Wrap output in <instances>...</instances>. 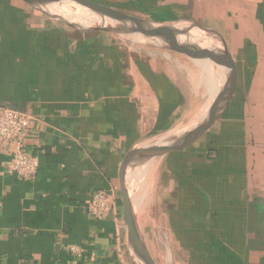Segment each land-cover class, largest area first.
Here are the masks:
<instances>
[{
  "label": "crops",
  "instance_id": "0c3cea01",
  "mask_svg": "<svg viewBox=\"0 0 264 264\" xmlns=\"http://www.w3.org/2000/svg\"><path fill=\"white\" fill-rule=\"evenodd\" d=\"M148 3L164 15L153 22L191 21L217 33L234 66L232 92L213 124L161 156L172 264H262L264 0ZM214 66L206 95L182 67L164 68L122 38L0 0V106L32 116L22 149L38 160L33 179L10 173L15 144L0 141V264H136L120 165L132 148L204 114L220 76ZM96 190L116 197L101 218L89 212Z\"/></svg>",
  "mask_w": 264,
  "mask_h": 264
},
{
  "label": "water",
  "instance_id": "95a60500",
  "mask_svg": "<svg viewBox=\"0 0 264 264\" xmlns=\"http://www.w3.org/2000/svg\"><path fill=\"white\" fill-rule=\"evenodd\" d=\"M26 4L40 9L50 17L68 26L82 30H98L129 38L139 42H151L157 45L164 42L166 47L177 52L198 53L208 58L219 67V80L215 93L204 114L189 128L182 132L168 135L146 144L134 147L124 156L120 165L119 176L121 182L122 219L126 228L127 240L132 250L136 264H154L146 246L144 245L133 214L132 198L128 190L127 175L131 166L141 160L151 159L180 147H185L201 136L214 122L224 102L228 100L234 85V66L230 54L221 37L212 30L203 28L191 21L177 22H146L127 15L111 7L91 0H22ZM60 2H71L82 9H87L100 17L98 24L83 25L78 19L61 16L54 5ZM56 9V11H55ZM193 30H196L194 32ZM196 36L210 48H196L191 43L181 41V34ZM264 264V258L262 261Z\"/></svg>",
  "mask_w": 264,
  "mask_h": 264
},
{
  "label": "rangeland",
  "instance_id": "374dc122",
  "mask_svg": "<svg viewBox=\"0 0 264 264\" xmlns=\"http://www.w3.org/2000/svg\"><path fill=\"white\" fill-rule=\"evenodd\" d=\"M91 1L111 7L122 13L139 18L146 22L160 21L157 19H159L160 17L161 18L164 17V15L160 14L159 5L157 7H152L151 5L149 6L148 0H91ZM157 1L158 3L161 1L163 2V0H156V2ZM56 5H54L55 8L65 7L69 10H71V8L74 9L75 7L74 4L71 5L68 2H60ZM77 8L79 7H75L76 12L87 11V9H82V8L81 9L79 8L80 10L78 9L77 11ZM41 12L44 13L47 18L53 19L47 13L43 11ZM55 21L60 22L58 20ZM193 31L196 32V30ZM114 36H116L117 38H121L117 35ZM188 36L189 35L187 33L186 35L181 34L182 41L187 42ZM189 39H191V37H189ZM122 40L128 42L129 44L131 43V45L134 46L137 51H141V53L143 54L155 55V57L158 60V63L161 64V66L164 68L168 65L174 71L180 70L179 69L180 66L178 65L177 62L182 63L185 67L190 68L189 69L190 73L188 68H183V70L185 71L184 74H188V78L191 84L193 83V86H196V89H198L199 92L201 93L205 92V94L207 95V94H211L214 91L213 88L214 82L215 80H217L216 79L217 77L215 78L216 73L213 69L216 66H214V63L208 58H203L206 61V63L202 64L199 63V61H197L196 59H191L192 55L190 52L180 53L174 50H170L166 47L164 42L160 43V46L159 45L157 46L155 43H152L154 41L139 42L129 38H122ZM195 43L196 42H192V44ZM205 45L206 48H210L206 43ZM200 49L202 48L200 47ZM169 60L171 62H169ZM203 70H205L204 74H202ZM199 71L201 72V74ZM192 72L193 74H191ZM198 75H200V77ZM205 80H207L206 84L204 82ZM199 97L200 95L197 96L196 98ZM194 103H196V101ZM161 156L162 155L151 159L141 160L140 162L131 166L127 175V184H128V190L132 198L133 214L139 235L144 245L146 246V249L148 250L150 256L152 257L154 264H172L175 262L174 261L175 258L173 255L175 244L170 237L168 224L166 222V217H165L166 213L164 210V200L160 199V191L158 190L159 184L157 181L158 173H159V165L162 160ZM152 161L154 162L157 161L158 163H157V168L155 169L154 172L155 174L153 173V176L149 177L148 175V172H150L149 165L150 163H152ZM133 188H135V191ZM170 253L172 256L171 259H170Z\"/></svg>",
  "mask_w": 264,
  "mask_h": 264
},
{
  "label": "built area",
  "instance_id": "2783aa9c",
  "mask_svg": "<svg viewBox=\"0 0 264 264\" xmlns=\"http://www.w3.org/2000/svg\"><path fill=\"white\" fill-rule=\"evenodd\" d=\"M32 116L26 112L0 106V141L13 142L15 150L8 162V171L23 179H33L38 168L37 158L22 149L23 138L28 133ZM114 192L96 190L91 194L89 212L96 218L104 217L115 208ZM72 252H77L75 246H70Z\"/></svg>",
  "mask_w": 264,
  "mask_h": 264
},
{
  "label": "bare ground",
  "instance_id": "6f19581e",
  "mask_svg": "<svg viewBox=\"0 0 264 264\" xmlns=\"http://www.w3.org/2000/svg\"><path fill=\"white\" fill-rule=\"evenodd\" d=\"M68 3H70L71 5H73V3H71V2H68ZM57 6V5H56ZM75 7H78V6H76L75 5ZM75 7H74V9L73 8H71V10H69V9H67V8H65V7H59L57 10H58V12L57 13H59V14H61V16H65V17H68L69 15H71L72 17H74L73 19H78L79 20V22L81 23V24H83V25H88V26H90V25H92V24H98V23H100L99 22V20H100V17L99 16H97V14H95V13H93V12H91V11H89V10H87V11H82V12H76L75 11ZM78 9L79 8H77V11H78ZM81 9V8H80ZM79 9V10H80ZM55 11H56V9H55ZM69 18V17H68ZM182 41V40H181ZM188 41V43H191L192 44V42H196L195 44H192V45H194V46H196V48H205V49H207L205 46V43H203L202 41H198V38L196 37V36H192V38L191 39H189V40H187ZM145 44V43H144ZM147 44V43H146ZM151 44V43H150ZM157 45V44H156ZM158 46V45H157ZM160 46V45H159ZM191 53V59H196L197 61H199V63H206V61L203 59V57H201V55L200 54H198V53H193V52H190ZM173 58V57H172ZM168 59V58H167ZM178 63V65L180 66V67H182V68H188V67H185L182 63H179V62H177ZM194 64V63H193ZM205 66H206V64H205ZM204 66V67H205ZM190 68H188V70H189ZM204 69V68H203ZM212 69V68H211ZM182 70V69H181ZM199 70V69H198ZM214 70V69H213ZM205 70H203L202 71V74H204L205 72H204ZM211 71V70H210ZM200 72V71H199ZM199 72H197V73H199ZM189 73H190V70H189ZM191 74H193V72L191 73ZM200 74H201V72H200ZM199 77H200V75H198ZM187 77V76H186ZM208 78H209V76H208ZM210 79H211V77H210ZM202 80H203V78H202ZM189 81V80H188ZM206 81L207 80H205L204 82H205V84H206ZM208 81H210V80H208ZM212 81V80H211ZM199 85V84H198ZM211 85H212V83H211ZM206 86V85H205ZM205 89H207V88H205ZM192 114V113H191ZM193 123H194V121H192V122H190L188 125V128L189 127H191L192 125H193ZM158 160V159H157ZM157 161H152V163H150V165H149V170H150V172H148V175H149V177H152L153 176V173L155 172V169H156V167H157ZM137 173V172H136ZM155 174V173H154ZM146 181V180H145ZM144 182V181H143ZM150 184V183H149ZM147 185V184H146ZM151 185V184H150ZM149 186V185H148ZM134 189V191H135V188H133ZM144 191V190H143ZM141 194V193H140Z\"/></svg>",
  "mask_w": 264,
  "mask_h": 264
}]
</instances>
